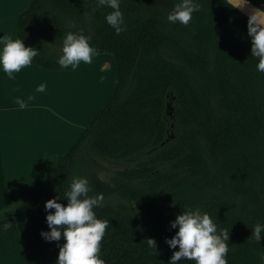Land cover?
<instances>
[{
	"label": "trees",
	"instance_id": "trees-1",
	"mask_svg": "<svg viewBox=\"0 0 264 264\" xmlns=\"http://www.w3.org/2000/svg\"><path fill=\"white\" fill-rule=\"evenodd\" d=\"M177 2L121 0L119 35L98 0H33L21 14L17 36L39 51V67L72 71L57 63L69 31L91 36L117 67L109 103L69 151L43 152L28 190L0 211L16 221L26 264H55L64 239L41 237L50 230L45 202L67 205L74 175L87 177L90 196L104 194L94 211L110 222L100 242L106 264H168L179 250L166 243L178 231L171 222L188 207L230 231L228 264H260L264 238L251 236L264 223V72L248 17L226 0H199L188 25L171 23ZM109 166L122 169L106 180Z\"/></svg>",
	"mask_w": 264,
	"mask_h": 264
},
{
	"label": "clouds",
	"instance_id": "clouds-1",
	"mask_svg": "<svg viewBox=\"0 0 264 264\" xmlns=\"http://www.w3.org/2000/svg\"><path fill=\"white\" fill-rule=\"evenodd\" d=\"M231 8H244L250 0H237L236 3L227 0ZM121 0H98L97 7L107 6L112 9L105 20L117 35L124 31V14L121 10ZM199 0H179L175 3L167 20L188 25L193 13L200 11ZM247 34L251 37V56L258 58L256 69L264 72V6L254 8L247 20ZM91 36L69 31L63 38L62 55L57 63L61 68L75 71L81 61L91 64L93 57L98 55V49L90 45ZM39 54L35 47L25 46L23 38H13L8 34L0 37V70L8 79H16L15 73L33 63V58ZM46 83L37 86L36 92H44ZM28 96L27 101L33 100ZM27 101L19 97L16 103L21 109L26 108ZM66 193L67 205H63L54 197L45 202L46 222L49 231H41V237L48 242L60 241L59 254L55 264H106L99 255L101 240L110 222L97 217L94 208L104 199L103 193L89 195L92 187L86 176L74 175ZM83 197V198H82ZM136 206V204H135ZM54 209V212L48 211ZM5 228L8 225L4 226ZM172 228L178 231L166 243L174 251L168 264H179L181 258L194 260L195 264H228L230 231L218 228L217 223L209 213L199 207H188L171 222ZM264 223L257 222L252 228V236L260 243L264 238ZM150 247L156 250L155 239H147ZM260 264H264V252L259 256Z\"/></svg>",
	"mask_w": 264,
	"mask_h": 264
},
{
	"label": "crops",
	"instance_id": "crops-1",
	"mask_svg": "<svg viewBox=\"0 0 264 264\" xmlns=\"http://www.w3.org/2000/svg\"><path fill=\"white\" fill-rule=\"evenodd\" d=\"M32 1L0 0V37L6 33L18 38L20 16ZM94 58L97 72L106 69L97 87L98 78L91 79L90 66L84 62L75 71L46 70L32 63L15 73L14 80L0 70V211L28 190L41 154L69 151L112 99L114 81L106 68L108 59ZM41 83L47 84L45 91L36 92ZM30 95L34 99L27 101ZM17 97L28 106L21 109Z\"/></svg>",
	"mask_w": 264,
	"mask_h": 264
},
{
	"label": "rangeland",
	"instance_id": "rangeland-1",
	"mask_svg": "<svg viewBox=\"0 0 264 264\" xmlns=\"http://www.w3.org/2000/svg\"><path fill=\"white\" fill-rule=\"evenodd\" d=\"M103 57H106L108 61H106V68L111 71L113 75L114 81V91H115V81L117 77V67L113 57L109 54H101ZM105 55V56H104ZM100 56V55H99ZM96 57V56H95ZM98 61L97 58H94L92 63L89 64V70H91V79L95 75L97 84L96 87L99 85L100 81L102 84L103 75L106 72V69H100V72L96 70V62ZM94 65V66H92ZM111 69V70H110ZM108 74V73H107ZM95 85V84H94ZM97 93L100 92V87L95 88ZM99 96H97L98 98ZM94 102V101H93ZM98 104V103H97ZM96 109V107H94ZM109 171H102L101 177L106 180H110L111 177L113 178L114 171L122 169L118 166H109ZM13 221V222H11ZM3 224L0 225V264L7 263V264H26V252L25 246L22 240V236L17 228L16 222L13 218H7L1 221ZM11 223V224H10ZM8 225L7 228L4 226ZM3 262V263H2Z\"/></svg>",
	"mask_w": 264,
	"mask_h": 264
},
{
	"label": "water",
	"instance_id": "water-1",
	"mask_svg": "<svg viewBox=\"0 0 264 264\" xmlns=\"http://www.w3.org/2000/svg\"><path fill=\"white\" fill-rule=\"evenodd\" d=\"M227 1V0H226ZM231 2L236 3L237 0H231ZM260 7L259 5H257L256 3L252 2L250 0V3L245 6L244 8H236L238 11H240L242 14H244L246 17H249V13L254 9Z\"/></svg>",
	"mask_w": 264,
	"mask_h": 264
},
{
	"label": "bare ground",
	"instance_id": "bare-ground-1",
	"mask_svg": "<svg viewBox=\"0 0 264 264\" xmlns=\"http://www.w3.org/2000/svg\"><path fill=\"white\" fill-rule=\"evenodd\" d=\"M92 74H93V73H92ZM95 78H96V76L94 75L92 79H95ZM92 94H93V93H92ZM98 95H99V94H98ZM102 95H103V94H102ZM101 97H102V96H101ZM102 98H103V97H102Z\"/></svg>",
	"mask_w": 264,
	"mask_h": 264
}]
</instances>
